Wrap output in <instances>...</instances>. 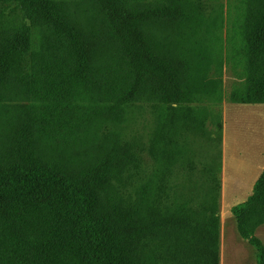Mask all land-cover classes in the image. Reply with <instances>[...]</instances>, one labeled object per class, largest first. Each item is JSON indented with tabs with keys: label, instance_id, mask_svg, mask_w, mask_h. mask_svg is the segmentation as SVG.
<instances>
[{
	"label": "trees",
	"instance_id": "16d2710c",
	"mask_svg": "<svg viewBox=\"0 0 264 264\" xmlns=\"http://www.w3.org/2000/svg\"><path fill=\"white\" fill-rule=\"evenodd\" d=\"M239 1L229 15L225 59L235 80L225 99L264 104V0ZM88 2L78 20L65 0H0V264H150L141 238L180 220L159 218L149 179L131 202L120 199L117 183L135 156L99 129L151 93L164 144L179 107L216 93L217 50L193 43L202 22L192 0ZM231 213L264 264L255 235L264 170ZM207 225L216 238L214 211Z\"/></svg>",
	"mask_w": 264,
	"mask_h": 264
},
{
	"label": "rangeland",
	"instance_id": "374dc122",
	"mask_svg": "<svg viewBox=\"0 0 264 264\" xmlns=\"http://www.w3.org/2000/svg\"><path fill=\"white\" fill-rule=\"evenodd\" d=\"M65 1L78 20L92 9L88 0ZM192 2L193 21L202 22L193 43L213 47L219 55L220 65L214 62L209 68L218 82L216 93L179 107L164 144L160 103L151 93L133 103L123 121L102 124L99 132L101 138L116 133L135 156L117 183L120 199L131 202L135 189L149 179L159 218L175 214L180 219L141 238L139 251L150 264H256V251L239 236L231 213L233 205L252 193L264 170V104H233L225 99L235 80L225 59L229 15L240 1ZM213 211L219 219L216 238L207 225ZM255 235L264 244V224Z\"/></svg>",
	"mask_w": 264,
	"mask_h": 264
}]
</instances>
